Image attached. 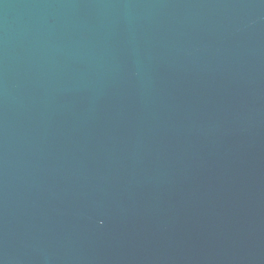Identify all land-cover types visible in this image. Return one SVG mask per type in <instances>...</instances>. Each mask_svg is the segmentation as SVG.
<instances>
[{"label":"water","instance_id":"water-1","mask_svg":"<svg viewBox=\"0 0 264 264\" xmlns=\"http://www.w3.org/2000/svg\"><path fill=\"white\" fill-rule=\"evenodd\" d=\"M0 264H264V0H0Z\"/></svg>","mask_w":264,"mask_h":264}]
</instances>
